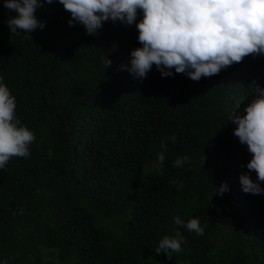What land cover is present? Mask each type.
Masks as SVG:
<instances>
[{
    "label": "trees",
    "instance_id": "16d2710c",
    "mask_svg": "<svg viewBox=\"0 0 264 264\" xmlns=\"http://www.w3.org/2000/svg\"><path fill=\"white\" fill-rule=\"evenodd\" d=\"M17 15L0 0V77L36 140L0 169V264H264V193L242 191L252 154L230 119L254 98L253 80L264 88V54L199 81L153 65L141 81L121 68L142 46L135 24L88 35L53 0L36 10L45 27L31 40L10 36ZM175 216L198 218L204 234ZM177 230L183 251L155 253Z\"/></svg>",
    "mask_w": 264,
    "mask_h": 264
},
{
    "label": "clouds",
    "instance_id": "9594fccd",
    "mask_svg": "<svg viewBox=\"0 0 264 264\" xmlns=\"http://www.w3.org/2000/svg\"><path fill=\"white\" fill-rule=\"evenodd\" d=\"M70 13L69 26L82 24L88 35H95L103 23L111 20L138 30V41L142 45L130 52L127 67L141 81L147 77L153 65L162 77L175 73L186 74L193 81L219 74L234 63L242 62L249 55L264 54V0H58ZM44 3L53 0H4V8L16 11V17H9L7 26L10 36L43 30L45 22L35 15ZM142 19L137 22L138 14ZM104 67L112 61L104 58ZM254 98L230 119L236 125L233 135L242 145H247L252 158L247 162V173L239 181L242 191L253 195L264 193L260 183L264 182V88L255 80L250 85ZM172 143L176 137L172 136ZM36 140L33 131L24 126L16 115V101L0 77V169L7 170L9 161L28 158L30 146ZM165 147V145H161ZM189 157H178L174 167H183ZM206 159V158H205ZM202 162V165L205 162ZM165 160L164 152L157 154V171ZM256 173L254 181L250 173ZM179 187H183L180 185ZM214 194L221 197L229 191L227 183L216 188ZM23 210H21L22 214ZM179 229L185 228L197 235L204 234L198 218L185 222L179 216L173 217ZM184 237L177 230L174 236L165 235L158 243L155 253H181ZM8 264V261H4Z\"/></svg>",
    "mask_w": 264,
    "mask_h": 264
},
{
    "label": "rangeland",
    "instance_id": "374dc122",
    "mask_svg": "<svg viewBox=\"0 0 264 264\" xmlns=\"http://www.w3.org/2000/svg\"><path fill=\"white\" fill-rule=\"evenodd\" d=\"M148 167H151V164L150 165L148 164Z\"/></svg>",
    "mask_w": 264,
    "mask_h": 264
}]
</instances>
